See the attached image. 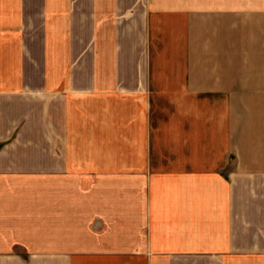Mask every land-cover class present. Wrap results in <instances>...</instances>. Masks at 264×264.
Listing matches in <instances>:
<instances>
[{"label": "crops", "instance_id": "obj_1", "mask_svg": "<svg viewBox=\"0 0 264 264\" xmlns=\"http://www.w3.org/2000/svg\"><path fill=\"white\" fill-rule=\"evenodd\" d=\"M0 264H264V0H0Z\"/></svg>", "mask_w": 264, "mask_h": 264}, {"label": "rangeland", "instance_id": "obj_2", "mask_svg": "<svg viewBox=\"0 0 264 264\" xmlns=\"http://www.w3.org/2000/svg\"><path fill=\"white\" fill-rule=\"evenodd\" d=\"M251 40H254V39H251V37H247L246 40L243 42V47H247L249 48L250 44H251ZM252 45H254L253 41H252ZM247 51L245 50L244 48V54H246ZM249 56H244L243 59H244V64H251L252 62L249 61Z\"/></svg>", "mask_w": 264, "mask_h": 264}]
</instances>
